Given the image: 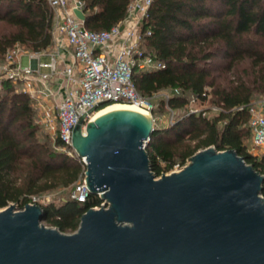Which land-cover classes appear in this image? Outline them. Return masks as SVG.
I'll return each mask as SVG.
<instances>
[{
	"label": "trees",
	"instance_id": "16d2710c",
	"mask_svg": "<svg viewBox=\"0 0 264 264\" xmlns=\"http://www.w3.org/2000/svg\"><path fill=\"white\" fill-rule=\"evenodd\" d=\"M81 1L86 27L103 31L123 21L131 0ZM0 24L6 28L0 33V62L5 63L8 51L18 45L33 52L52 45L54 11L47 0H0ZM144 28L152 32L144 46L166 68L136 71L140 94L151 98L163 90L175 92L161 104L173 111L187 107L189 95L202 103L212 96L220 109L212 117L193 112L169 126H156L147 145L155 176L209 147L235 150L264 176V154L249 153L245 144L251 138L248 107L256 93H264V78H239L235 85L223 86L216 76L245 61L264 67V0H153ZM217 61L224 64L216 68ZM16 87L12 80L0 78V208L15 203L22 210L33 196L75 189L85 170L78 158L39 140L32 98ZM103 202L89 193L84 202L71 198L42 205L43 223L74 233L83 214Z\"/></svg>",
	"mask_w": 264,
	"mask_h": 264
},
{
	"label": "water",
	"instance_id": "95a60500",
	"mask_svg": "<svg viewBox=\"0 0 264 264\" xmlns=\"http://www.w3.org/2000/svg\"><path fill=\"white\" fill-rule=\"evenodd\" d=\"M98 107L78 118L73 147L106 206L83 214L73 234L47 227L39 204L0 211V264H264L260 172L235 150L209 147L158 178L147 151L153 117L113 111L83 132Z\"/></svg>",
	"mask_w": 264,
	"mask_h": 264
},
{
	"label": "built area",
	"instance_id": "2783aa9c",
	"mask_svg": "<svg viewBox=\"0 0 264 264\" xmlns=\"http://www.w3.org/2000/svg\"><path fill=\"white\" fill-rule=\"evenodd\" d=\"M47 1L54 11L53 48L48 53L50 61L40 63V67L50 71L43 73L20 65L17 62L18 51L11 49L6 56L3 77L15 84L23 82L29 86L23 91L32 98L55 150L78 158L86 172V158L80 157L73 147V132L80 116L99 102L95 106H99L98 110L104 105L119 102L135 104L153 113V102L140 94L134 80L136 71L166 68L165 63L156 59L144 46L146 37L152 34L144 24L153 0H131L123 21L103 31L89 30L85 21L76 15L75 10L84 11L81 0ZM65 51L70 54V59L63 56ZM58 75L63 77V85L61 90L55 91L53 82ZM92 110L83 118V132L98 111ZM248 112L252 151H264V95L251 102ZM89 193L84 176L74 189L72 199L84 202ZM30 204L38 203L32 197ZM102 206L106 203L103 202Z\"/></svg>",
	"mask_w": 264,
	"mask_h": 264
},
{
	"label": "rangeland",
	"instance_id": "374dc122",
	"mask_svg": "<svg viewBox=\"0 0 264 264\" xmlns=\"http://www.w3.org/2000/svg\"><path fill=\"white\" fill-rule=\"evenodd\" d=\"M5 31H6L5 26L3 24H0V33L5 32ZM14 49L18 51V54L20 53V51L22 52V51L28 50L26 47L19 46V45ZM5 64H6V61H5V63L0 62V78L5 75L4 74ZM223 64H224V61H217L216 68L220 67V65H223ZM216 76H218L217 77L218 84H221L223 86H233L237 83V80L239 78H242L244 80H254L256 78H264V67H253L252 64L250 63V61H245V62L238 64L231 71L223 70L222 72H219V73L217 72ZM16 88L20 90V87L18 84H17ZM210 90H212V89H210ZM173 93H175V92H173L171 90H163L159 93H156L155 95H153L150 98V100L154 104V110H153V113L151 115L153 117L155 126H158V127L169 126L170 124L176 122L180 117H182L188 113L206 112L207 116L212 117V116L217 115L220 111L219 107L213 103L212 96L209 97L206 102L202 103L201 101L196 100L193 96L189 95V99H190L189 105L187 107L182 108V109L177 110V111L171 110L168 106L162 107L161 104H162L163 100H167L168 96H171ZM263 95H264V93L258 92L255 94L253 100H257L258 98H260ZM125 104H129V103H125ZM35 123L38 126V138H39V140L42 143H46L49 146H51L52 148H54L52 139H51L50 135L46 132L43 125L41 124L40 119L37 115V112H36V117H35ZM192 144H194V143H192ZM245 144L247 145L248 151H250L251 154L257 155V156L264 154V151H262V150L252 151V140H251V138L246 140ZM188 163H189V159L187 160L186 163H184V165L177 163L175 165V167L172 169V171H170L169 173L180 171ZM73 191H74L73 186L69 187V188H58L56 190L46 192V193L40 194L38 196H33V197L36 199V201L39 205H46V204H50V203H55V204L59 205V204L63 203L64 201H66L67 199H71ZM12 205H15L14 206L15 211H20L19 206L15 203H11L10 205H8L5 208H0V211L4 210V209H6ZM45 225L47 227H51L47 224H45ZM65 234H73V233H65Z\"/></svg>",
	"mask_w": 264,
	"mask_h": 264
},
{
	"label": "crops",
	"instance_id": "0c3cea01",
	"mask_svg": "<svg viewBox=\"0 0 264 264\" xmlns=\"http://www.w3.org/2000/svg\"><path fill=\"white\" fill-rule=\"evenodd\" d=\"M53 47H49L45 52H33L30 50H26V51H20V53L17 55V62L22 65V66H30L32 67L34 70L38 71L40 70V72L43 73H47L49 72V68H45V67H40V63H47L50 61V56H49V51L50 49H52ZM63 56L66 59H70V54L67 53L65 51V53H63ZM36 75H38V73H36ZM20 87V90H28V85H26L25 83H19L18 84ZM63 85V77H61L60 75L55 76L54 77V82H53V89L55 91H59L61 90V86Z\"/></svg>",
	"mask_w": 264,
	"mask_h": 264
},
{
	"label": "bare ground",
	"instance_id": "6f19581e",
	"mask_svg": "<svg viewBox=\"0 0 264 264\" xmlns=\"http://www.w3.org/2000/svg\"><path fill=\"white\" fill-rule=\"evenodd\" d=\"M119 110H130V111H134V112L146 115L150 118L152 117L150 112H148L146 109L141 108L135 104H131V103L125 104V103L116 102V103L109 104L108 106L104 107L101 110H98L94 114L92 121H95L98 117H100L104 114H107V113L113 112V111H119Z\"/></svg>",
	"mask_w": 264,
	"mask_h": 264
}]
</instances>
